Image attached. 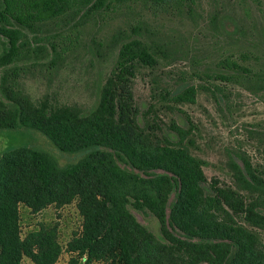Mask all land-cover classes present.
Wrapping results in <instances>:
<instances>
[{
  "label": "trees",
  "instance_id": "1",
  "mask_svg": "<svg viewBox=\"0 0 264 264\" xmlns=\"http://www.w3.org/2000/svg\"><path fill=\"white\" fill-rule=\"evenodd\" d=\"M114 1L0 0V66L19 59L29 34L40 42L36 32L48 22L65 14L80 22ZM155 64L144 40L123 41L88 110L48 97L32 100L10 73L0 75V131L31 128L59 151L86 150L65 165L36 145L0 153V264H23L24 257L54 264L61 253L57 226L40 224L21 236L19 205L38 212L73 201L81 223L66 243L74 255L69 264H264V170L233 153V184L208 179L189 147L191 121L165 128L153 104L145 110L135 104V71ZM195 90L188 85L160 96L192 102ZM133 211L150 213L161 237Z\"/></svg>",
  "mask_w": 264,
  "mask_h": 264
},
{
  "label": "rangeland",
  "instance_id": "2",
  "mask_svg": "<svg viewBox=\"0 0 264 264\" xmlns=\"http://www.w3.org/2000/svg\"><path fill=\"white\" fill-rule=\"evenodd\" d=\"M77 20L65 14L48 22L36 32L40 42L29 34L19 59L0 66V75L10 73V80L32 100L48 97L88 110L120 44L141 38L155 52L156 64L139 66L132 78L139 109L153 104L165 128L171 121L183 127L191 121L189 147L203 161L208 179L233 184L228 166L233 153L248 156L264 170V0H116ZM188 85L196 88L192 102L174 103L160 96L165 89L172 93ZM48 142L31 128L0 131V153L36 145L54 157L56 153L65 165L86 152L59 151ZM133 212L161 237L150 213ZM19 217L21 236L40 224L56 225L61 253L54 264H69L73 254L66 251V243L81 223L74 201L38 212L20 204ZM261 238L264 242V233ZM22 263L32 264L26 257ZM76 264L84 262L79 259Z\"/></svg>",
  "mask_w": 264,
  "mask_h": 264
}]
</instances>
